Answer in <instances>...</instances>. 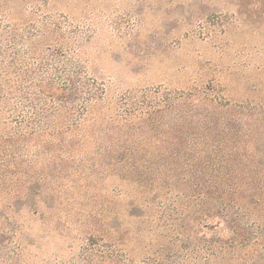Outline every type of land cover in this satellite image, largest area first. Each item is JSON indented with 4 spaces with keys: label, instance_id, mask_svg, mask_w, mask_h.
Here are the masks:
<instances>
[{
    "label": "trees",
    "instance_id": "obj_1",
    "mask_svg": "<svg viewBox=\"0 0 264 264\" xmlns=\"http://www.w3.org/2000/svg\"><path fill=\"white\" fill-rule=\"evenodd\" d=\"M52 3L0 0V126L6 131L0 134V160L20 158L16 147L33 142L47 155L66 161L88 157L97 167L144 178H124L132 189L125 205L115 203L121 193L113 194L88 215L93 222L80 225L89 231L78 249L69 246L68 256L44 259L21 221L40 213L27 203L30 191H0V264H264V173L253 172L264 169V159L219 157L218 145L197 140H209L212 130H181L182 116H171L178 111L175 99L161 112L169 120L167 133L185 138L168 146L139 139L157 132V101L148 100L144 111L140 99L126 97L119 102L121 112L103 111L87 123L104 105L106 86L78 56L81 24L51 12ZM181 149H198L211 170L182 182L154 172L174 158L163 152ZM222 165L229 172L220 173ZM180 185L188 189L178 191ZM54 229L62 237L78 234L66 223Z\"/></svg>",
    "mask_w": 264,
    "mask_h": 264
},
{
    "label": "rangeland",
    "instance_id": "obj_2",
    "mask_svg": "<svg viewBox=\"0 0 264 264\" xmlns=\"http://www.w3.org/2000/svg\"><path fill=\"white\" fill-rule=\"evenodd\" d=\"M52 1L51 12L60 11L81 24L78 56L88 74L106 86L104 105L92 111L87 123L103 111L107 116L121 112L119 102L126 97L140 99L144 111L148 100L157 101L160 115L152 126L157 132L139 139L168 146L185 138L167 133L169 120L161 112L175 99L178 111L171 116H182L181 130L187 135L194 129L212 130L209 140H197L218 145L219 157L264 159V0ZM1 133L6 131L0 126ZM196 151L163 152L174 158L154 172L180 182L203 176L211 169ZM16 152L20 158L0 160V191H30L27 203L40 213L21 221L38 240L43 259L68 256L69 246L78 249L89 231L80 225L92 221L88 215L111 202L113 194L121 193L115 203L125 205L132 189L124 178H144L97 167L88 157L66 161L57 153L47 155L33 142L16 147ZM145 153L152 152L141 156ZM17 168L24 172L17 174ZM226 168L218 171L229 172ZM253 172L264 169L256 166ZM65 223L78 234L60 236L54 226Z\"/></svg>",
    "mask_w": 264,
    "mask_h": 264
}]
</instances>
